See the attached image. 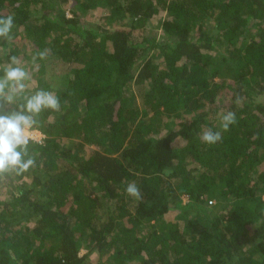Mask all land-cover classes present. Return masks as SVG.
<instances>
[{
  "label": "trees",
  "instance_id": "obj_1",
  "mask_svg": "<svg viewBox=\"0 0 264 264\" xmlns=\"http://www.w3.org/2000/svg\"><path fill=\"white\" fill-rule=\"evenodd\" d=\"M7 16L0 66L29 79L0 114L40 89L60 108L36 117L34 165L0 175V264H264V0H0Z\"/></svg>",
  "mask_w": 264,
  "mask_h": 264
},
{
  "label": "clouds",
  "instance_id": "obj_2",
  "mask_svg": "<svg viewBox=\"0 0 264 264\" xmlns=\"http://www.w3.org/2000/svg\"><path fill=\"white\" fill-rule=\"evenodd\" d=\"M14 21L12 16L0 17V38L12 39ZM47 50L41 52V58L46 56ZM20 61L16 56H10L8 62L0 66L3 75L0 76V98L12 102L14 97L23 93L29 79V74L19 66ZM239 103V98H237ZM22 110L8 114H0V175L16 171L17 174L28 170L34 165L32 158H27V145L29 143L26 133L36 124V117L45 109L58 111L60 102L52 92L40 89L26 98V103L21 106ZM236 122V115L232 111L221 115L220 127L227 132ZM222 139L221 131H213L211 128L200 133V140L204 144L212 145ZM126 193L139 199L141 192L135 182L128 183Z\"/></svg>",
  "mask_w": 264,
  "mask_h": 264
},
{
  "label": "rangeland",
  "instance_id": "obj_3",
  "mask_svg": "<svg viewBox=\"0 0 264 264\" xmlns=\"http://www.w3.org/2000/svg\"><path fill=\"white\" fill-rule=\"evenodd\" d=\"M93 15H97V13L95 12ZM147 26L151 27L149 24H147ZM153 30H152V33L153 34H156V31L158 30L157 28H155L154 26L151 27ZM148 29V28H147ZM157 35H160L159 33H157ZM52 64V61H49V62H46V66H47V69H49V67L51 66ZM56 65V63H55ZM58 66V65H57ZM27 72V71H26ZM31 79V78H30ZM36 133V132H34ZM36 137L38 138L39 135L36 133ZM186 201V199H184ZM85 252L84 251H80V255H83Z\"/></svg>",
  "mask_w": 264,
  "mask_h": 264
},
{
  "label": "built area",
  "instance_id": "obj_4",
  "mask_svg": "<svg viewBox=\"0 0 264 264\" xmlns=\"http://www.w3.org/2000/svg\"><path fill=\"white\" fill-rule=\"evenodd\" d=\"M34 132H36V131H32V130H30L28 133H26L27 138H28V139H32V140H35V141L40 142V139L42 138L41 134L38 133V132H36V133L39 135V137L37 138V137H36L37 135H36V133H34Z\"/></svg>",
  "mask_w": 264,
  "mask_h": 264
}]
</instances>
